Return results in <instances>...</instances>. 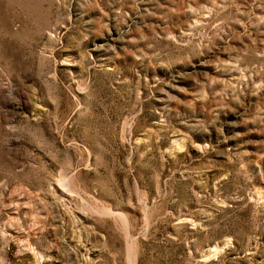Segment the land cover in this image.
I'll use <instances>...</instances> for the list:
<instances>
[{"label":"rangeland","instance_id":"374dc122","mask_svg":"<svg viewBox=\"0 0 264 264\" xmlns=\"http://www.w3.org/2000/svg\"><path fill=\"white\" fill-rule=\"evenodd\" d=\"M0 264H264V0H0Z\"/></svg>","mask_w":264,"mask_h":264}]
</instances>
